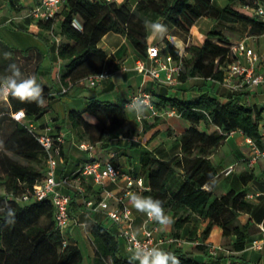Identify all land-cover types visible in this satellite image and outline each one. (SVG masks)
<instances>
[{
    "label": "trees",
    "instance_id": "obj_1",
    "mask_svg": "<svg viewBox=\"0 0 264 264\" xmlns=\"http://www.w3.org/2000/svg\"><path fill=\"white\" fill-rule=\"evenodd\" d=\"M252 1L227 0L222 9H217L211 0H137L133 6L125 1L65 0L53 18L36 20V24L50 29L57 16L62 15L59 34L66 41L58 45V56L64 61L59 81L66 88L104 67L110 72L118 69V64L112 62L113 56H108L98 47V42L108 32L125 37L140 58L146 57L148 33L145 21L157 22L161 19L188 32L199 17L206 16L213 21L223 19L248 24L250 34L264 33V22L252 15ZM73 21L80 25L79 29L73 26ZM164 43L160 52L170 54L181 64L177 77L179 81L200 77L222 82L224 67L234 59L229 49L231 42L215 28L209 30L201 46H186V55L168 40L164 39ZM38 84L43 88V106L34 102L21 104L9 96L7 100L11 110L23 109L27 117L33 119L49 112L53 95L48 87ZM151 101L156 108L174 109L189 125L174 139L180 144L179 154L168 160L159 159L146 147L139 149L138 171L130 173L143 181L144 188L139 194L160 199L165 212H171L174 238L179 237V231L192 215L206 220L201 232L203 240L214 225L221 229L223 237H235L229 246L231 253L227 255L220 252L211 254L201 243L195 244L189 251H182L176 246L161 248L172 252L181 264H250L236 253L244 250L260 229L249 221L240 224L238 216L250 214L254 203L245 198V191L229 189L214 195L206 186H212L217 174L210 155L226 139L229 131H240L259 147L262 146L259 130V122L264 119L262 110L252 104L247 93L242 91L224 103L207 91L200 92L196 100L152 96ZM125 103L110 104L92 99L85 103L83 110L69 111L67 117L76 130V140L91 145L98 143L107 149L110 140L119 138V130L121 135L127 136L122 130L127 122ZM4 121L12 123L13 127L0 143V172H3L0 173V264H81L82 255L78 247L68 243L63 233L55 228L49 200L24 203L15 200L25 188H30L35 180L43 176L41 169L45 153L24 123L5 115L0 117V123ZM159 121L157 117L151 124L142 121V131L157 126ZM136 145L134 142L130 144L131 147ZM114 158L112 162L119 170ZM179 170L182 171L183 181L170 194L167 184ZM77 175L76 171L73 179ZM238 178L243 185L258 180L252 171H240ZM80 183L84 185L85 192L79 194L74 191L70 195V215L84 206V199H89L87 192L90 187L84 181ZM99 199L97 192L91 200L96 203ZM9 209L13 211L11 216L7 215ZM90 232L98 264H105L106 261L110 264H139V261L131 260L128 253L125 252V256L121 253V241L113 231L94 223ZM63 241L66 242L63 244ZM198 256H202L203 260H199Z\"/></svg>",
    "mask_w": 264,
    "mask_h": 264
},
{
    "label": "crops",
    "instance_id": "obj_2",
    "mask_svg": "<svg viewBox=\"0 0 264 264\" xmlns=\"http://www.w3.org/2000/svg\"><path fill=\"white\" fill-rule=\"evenodd\" d=\"M38 1L0 0V75L8 74L7 69L10 64L18 66L22 62L29 63L33 66V76H35L37 83L48 87L49 93L53 95L50 100L51 110L38 119H29L38 126L36 131L43 132L45 126H49V133L54 135L62 134L64 137L56 169L57 178L67 177L70 183H73V175L85 162L96 160L103 163L112 152H116L114 163L119 170L131 174L138 171V157L141 147L148 148L156 157L162 160H168L179 154L180 144L175 142L174 139L186 130L189 125L188 122L181 119L174 109L155 107L157 113L147 116L142 121L146 120L147 124H151L157 117L160 119L158 125L147 131H142V121L138 122L135 116L137 112L147 113V109L141 105L142 111H137L133 106H139L138 104L130 105L128 103L136 94L148 92L151 98L152 96H176L182 100H196L200 92L207 91L211 96H215L224 103L230 97L236 96L237 92L242 91L247 93L251 103L262 110V115H264V82L257 86L234 89L223 81L219 82L200 77H191L184 81L177 80L175 84L157 81L150 76H144L135 71L134 64L140 58L139 54L125 37L113 32L105 34L98 42V47L108 56H113L112 62L118 64V69L111 71L106 78L94 86H90L87 78H84L64 88L59 81V71L64 61L58 56L59 43L66 41L59 34V21L62 19V15L57 16L50 29L39 27L36 24V20L30 15L31 7L36 5ZM124 1L122 0V2ZM136 1H134V4ZM211 2L217 9H222L227 4V0H211ZM157 22L163 23L167 27L168 33L164 38L157 37L155 40H150L148 38L150 32L147 29V45H157L163 48L165 46L164 39H166L178 48L183 55L187 54L184 51L186 46H201L202 41L212 28L220 31L227 40L232 42L246 37L249 47L253 48L255 53L261 58L255 66V72L264 74V47H262V44H264V33L250 34V25L248 24L223 19L213 21L206 16H202L194 22L188 32H184L164 20ZM210 39L216 40L215 38ZM5 53L10 54L8 58H5ZM122 66H126L127 70H120ZM232 82L236 84L239 79L235 78ZM92 99L110 104L126 101L127 122L123 126V132L129 131L130 134L123 136L119 130L117 132L119 138L110 140L107 149L102 148L98 143L92 145L91 149H80L78 144L86 141L76 140V130L72 128L67 117L69 111L83 110L85 103ZM3 100L6 102L2 104L4 108L0 109V114L9 117V114L13 111L9 106L8 100L4 98ZM132 125H135L139 133L131 134ZM245 139L246 137L240 131H235L232 135L227 136L211 153L210 159L217 174L212 186H206V188L211 190L214 195L223 194L229 189L252 194L253 198L251 201L255 205L254 209L250 214L239 215L238 222L243 224L249 221L260 229L264 228V159L257 161V170H251L246 167L245 160L248 156L249 148ZM132 142L137 145L131 147L130 144ZM229 165H235V170L228 175L222 174V170ZM235 171L236 173H234ZM240 171H252L258 180H251L246 185H243L238 178ZM41 172L43 174L45 172L43 163ZM175 174L176 178L174 180L171 178L167 184V190L170 194L175 192L183 181L181 170ZM84 182L90 187L87 192V198L89 199H94V196H97V192L100 197L106 191H110L114 195H120L118 191L124 185V180L121 177L116 181H108L103 185L94 184L91 178H86ZM62 191L72 195L74 189L73 186L67 185L62 188ZM132 192L139 194V191ZM124 200L131 209L133 230L138 236H141V228L144 221H146V214L140 213L132 207L128 195L125 196ZM78 203H80V200H78ZM110 203L114 204L115 202L110 200ZM165 213L172 219L171 212L167 211ZM45 221L44 219L42 222L44 223ZM94 223L103 225L118 236L116 226L107 217L105 211L88 209L85 206L70 215L69 225L63 232L65 240L76 245L80 250L82 255L81 264L99 263L93 236L90 232ZM147 224L158 225V234L166 235L163 232V226L157 222L152 220ZM205 224L206 220H203L200 216L192 215L190 221L179 231L178 239H180L181 244L176 247L182 251H189L195 244L201 243L206 246L208 252L212 248H219L218 252L222 254L231 253L229 246L234 242L235 237L233 235L223 237L221 229L214 225L208 236L203 240L201 232ZM169 226H172V223ZM259 234L260 232L254 235L252 240L257 238ZM118 238L121 241L120 246H122L120 251L125 256L127 254L124 251L123 241L119 236ZM248 246L249 244L244 250L236 254L241 255L250 264H264V249L254 250ZM198 259L203 260V257L198 256ZM105 264H110V262L106 261Z\"/></svg>",
    "mask_w": 264,
    "mask_h": 264
},
{
    "label": "built area",
    "instance_id": "obj_3",
    "mask_svg": "<svg viewBox=\"0 0 264 264\" xmlns=\"http://www.w3.org/2000/svg\"><path fill=\"white\" fill-rule=\"evenodd\" d=\"M106 2L121 3L122 0H105ZM65 0H39L38 3L31 7L30 15L35 20H46L53 18L60 10ZM251 7L252 15L260 21L264 22V1L253 0ZM59 41V39H57ZM233 61L224 67L223 82L229 87L242 88L252 87L264 82V74L255 72V66L261 58L255 53L253 48L249 47L246 37L231 43L229 46ZM134 69L139 74L150 76L152 79L168 84H175L177 77L181 71V64L175 61L170 54L160 52V47L157 45H147V55L144 58H139L135 61ZM120 70H127L126 66L120 67ZM110 71L107 68L94 75L87 77L90 86L96 85L109 75ZM238 78L239 82L234 84L233 79ZM65 91V89H63ZM144 102V103H142ZM130 105H143L147 109V113L137 112L135 118L138 122L147 118L149 115L157 113L155 106L151 101V95L148 92H143L134 95L128 102ZM173 113V111H171ZM2 114H0V117ZM14 121L24 123L29 133H31L45 153L44 166L45 172L43 176L32 184L30 188H25L20 195L15 197V200L24 203L28 201L49 200L53 207L54 226L61 233L67 228L70 222L69 202L70 195L63 192L62 188L67 185L73 186L74 191L79 194H84L85 188L81 181L86 178H91L94 184L103 185L108 181H116L119 177L123 178L124 185L118 191L120 195H114L110 191H106L100 197L98 202L91 199H84V206L88 209H101L105 211L107 217L114 223L117 228L118 236L123 241L124 251L131 256L128 251L133 248L136 243L148 247H169L179 246L180 239L172 236L159 235L158 225H148L152 220L146 215V221L142 224V235L138 236L133 230V218L131 209L126 204L124 198L132 191H140L144 188L141 178H134L130 173L119 171L113 164L112 159L115 157V152L110 153L108 159L100 163L99 161H87L78 170L77 176L70 183L67 177L57 178L56 169L60 154L61 144L64 142L62 134L54 135L49 133L50 127L45 126L43 132L36 131L37 125L30 120L23 109L13 111L9 114ZM259 130L261 134L262 146L259 147L252 139L246 137V144L249 148L248 156L245 160L246 167L251 169L259 159H264V119L259 122ZM236 130L228 132L227 136L232 135ZM82 150L92 148L88 142L78 144ZM235 170V165H229L222 174L228 175ZM13 198V197H9ZM245 198L251 200L252 194L246 192ZM110 200L115 203L111 204ZM65 241H63V244ZM250 249H264V228H260V235L253 239L249 246ZM219 248H212L209 252L216 254ZM138 261V260H136Z\"/></svg>",
    "mask_w": 264,
    "mask_h": 264
},
{
    "label": "clouds",
    "instance_id": "obj_4",
    "mask_svg": "<svg viewBox=\"0 0 264 264\" xmlns=\"http://www.w3.org/2000/svg\"><path fill=\"white\" fill-rule=\"evenodd\" d=\"M73 26L80 28V25L75 21H73ZM145 26L150 32L148 37L150 40H155L157 37L164 38L168 33L167 27L160 22L145 21ZM9 55L5 53V58H8ZM7 73L0 76V97L7 99L11 96L21 104L33 102L39 106L45 104L43 88L37 83L35 76H26L16 64H10ZM141 104L133 107L137 111H142ZM128 198L136 211L146 214L149 219L161 226L166 227L172 223V219L165 213L163 202L160 199L143 196L135 192H130ZM7 215H13V211L9 209ZM128 251L131 253L130 259L138 260L139 264H169V262L171 264H181L180 260L172 252H166L160 247H148L136 243Z\"/></svg>",
    "mask_w": 264,
    "mask_h": 264
},
{
    "label": "rangeland",
    "instance_id": "obj_5",
    "mask_svg": "<svg viewBox=\"0 0 264 264\" xmlns=\"http://www.w3.org/2000/svg\"><path fill=\"white\" fill-rule=\"evenodd\" d=\"M134 1L135 0H125V2L129 3L131 6H133ZM230 42L234 43L232 41H230ZM262 47H264V44H262ZM18 66L20 67L22 73H24L26 76L27 75H33V66H31L29 63L22 62V63H20V65L18 64ZM5 102L6 101L3 100L2 97H0V109L4 108V105H2V104ZM12 127H13V124L8 122V121H4L3 123H0V143H1L2 139L6 136V134L11 130ZM131 129H132V131H131L132 135L137 134V132L139 133V131L135 128V125H132ZM126 133H127V135L130 134L129 131H126ZM257 165H258V163L254 166V168L252 167L251 170H257V167H258ZM0 173L2 174L3 172L1 171ZM234 173H236V171ZM174 176L172 177L173 180L176 178V174ZM172 230H173L172 226H169V225L166 227L163 226V232L166 234V236H172ZM257 232H259V231H257Z\"/></svg>",
    "mask_w": 264,
    "mask_h": 264
},
{
    "label": "water",
    "instance_id": "obj_6",
    "mask_svg": "<svg viewBox=\"0 0 264 264\" xmlns=\"http://www.w3.org/2000/svg\"><path fill=\"white\" fill-rule=\"evenodd\" d=\"M159 20H161V19H159ZM159 20H158V21H159Z\"/></svg>",
    "mask_w": 264,
    "mask_h": 264
}]
</instances>
